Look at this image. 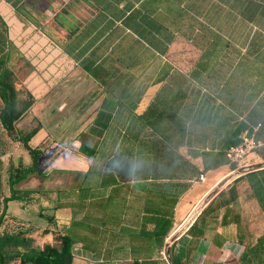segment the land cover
<instances>
[{
	"label": "crops",
	"instance_id": "obj_1",
	"mask_svg": "<svg viewBox=\"0 0 264 264\" xmlns=\"http://www.w3.org/2000/svg\"><path fill=\"white\" fill-rule=\"evenodd\" d=\"M146 1L0 0L10 41L0 64L11 47L24 52L10 37L13 31L19 39L32 35L25 44L30 56L24 53L34 66L47 55L48 67L67 72L51 77L54 86L45 88L43 77L31 81L38 101L27 116L42 125L32 144L49 134L36 113L44 101L48 116L57 110L62 117L82 116L79 126L64 129L66 142L52 160L53 169L77 174L80 181L68 184L61 177L56 187L69 188L63 205L56 207V198L45 208L70 222L77 238L72 264H168L166 243L211 189L240 167L264 163V144L243 166L226 156L243 131L259 122L256 137L264 143V114L257 112L263 91L247 86L257 79L236 74L223 86L218 75L229 66L221 62L202 84L196 77L201 49L194 47L181 68L171 61L175 43H168L166 29L162 34L161 27L141 23ZM40 16L48 24L47 40L40 35H46ZM205 94L210 109L202 104ZM250 97L255 102L248 106ZM16 161L18 166L21 159ZM7 181L3 196L28 194ZM169 250L179 264H264V168L228 181Z\"/></svg>",
	"mask_w": 264,
	"mask_h": 264
},
{
	"label": "trees",
	"instance_id": "obj_2",
	"mask_svg": "<svg viewBox=\"0 0 264 264\" xmlns=\"http://www.w3.org/2000/svg\"><path fill=\"white\" fill-rule=\"evenodd\" d=\"M146 2L147 5L141 4V8H146V16L141 19L142 24L145 23L157 31L161 27L162 34L166 29L168 43L180 33L194 47L201 49L197 61L200 68L196 77H199L202 84L207 85V76L214 71L216 65L226 62L229 72L218 75L223 86L227 83V78L236 74L256 78L255 83H248L247 86L252 87L253 90L257 88L258 94L263 91V100L257 101L259 104L257 112L264 113V0H147ZM187 18L191 21L189 30L186 31L182 30V24ZM0 24L6 31V24L1 15ZM42 30L46 33V28L43 27ZM140 30L141 26L138 25L137 34ZM46 34L48 36V33ZM9 55L7 60L0 64L2 101L0 126L12 140L22 144L30 159L27 165L21 161L18 166L9 169L8 183L13 188L31 173L43 175L39 168V159L44 155L46 147L32 144L34 136L42 128L41 124L28 131L18 126L19 122L31 112L38 99L30 89L19 84L18 77L9 65ZM231 66L233 68L230 71ZM254 100V97H250L247 100L248 106L255 102ZM202 104L206 109L213 107L208 94H205ZM1 151L5 153V150ZM66 191H69V188H56V207L63 205L66 197L63 192ZM17 199L14 193L1 199L0 264H72V248L77 238L68 230L70 222L57 219L55 214L40 212V215L54 226L56 230L53 233L57 237L38 246L33 244V238L28 234L31 228L19 227L16 230L4 228L8 203ZM50 232L49 227L44 229L45 234ZM174 263L179 264L175 261Z\"/></svg>",
	"mask_w": 264,
	"mask_h": 264
},
{
	"label": "rangeland",
	"instance_id": "obj_3",
	"mask_svg": "<svg viewBox=\"0 0 264 264\" xmlns=\"http://www.w3.org/2000/svg\"><path fill=\"white\" fill-rule=\"evenodd\" d=\"M39 7L43 8L44 6L43 4H40ZM34 16L35 15H33L32 17ZM37 20L39 24L44 25L45 28L48 25L46 20L41 18V16ZM190 21L191 20L189 18L185 20V22L182 24V30H189ZM9 35L10 37H12V39H14V41H16V43H18V45L24 50V52L30 56V53L27 52V48H25V44L26 40L31 39L30 37L32 35H29L24 39H19V35H16L13 31H9ZM40 35L44 40H47V34L43 35L40 32ZM9 42L10 41L8 39V36L5 34V29H3L0 24V53L5 50V48H7ZM174 43L175 49L172 52L168 53V57L171 61L175 62L181 68L183 67V65L188 63V61H191L190 53L192 49H194V46L191 42H188L184 37H182L180 33H177V38L174 39ZM45 46H48L47 42ZM24 52L17 48L11 47V59L9 60V65L18 77L19 84L21 86H25L30 89L29 87H31V81H36V78L43 77L45 82L44 87L46 88L53 85L49 84V80L51 79V77L52 79L55 76L56 78H62L67 74L64 69H61V71L60 69H58L59 71L57 70V72L53 71V67H48L50 63L48 62V60L46 61L47 55L45 57H41L40 66H38V64L34 66L30 62V59L25 56ZM4 57L5 55L2 56V59ZM179 74L180 73L177 72L174 74V76H179ZM174 79L178 80L176 77ZM36 93L38 95V91ZM61 100H63L62 96H60V98L56 101L57 104L55 106L59 107V102ZM47 105V101H44L43 104L39 106V109L36 110V113L40 116L43 125L47 127V132L49 133L47 134L45 141H43L42 143H38L35 141L36 143L46 147L44 155L39 159V168L42 170L43 175H40L38 173H31L23 181L14 185L16 188L28 189L29 191L28 194L26 193V191L23 194H21V191L17 192L18 199L17 201L13 200L9 203V205L11 206V211L10 213L6 214L3 224L4 228L7 230H16L20 226L31 228L32 230H30L28 234L33 238V244L37 246L41 245L45 241H51L55 239V237H57L54 234L56 230L54 226L50 225L48 220L40 215V212L43 210L47 211V209L45 208L49 209L53 206L52 201L57 198L56 186L61 185V177H64V175L67 176V174L62 170L53 169L54 163L52 161L57 152L61 149L63 142H66V137H64V129L79 126L82 119V116H59L60 113L58 112V110L55 113H52V116L43 114V112L47 109ZM1 107L2 101L0 98V108ZM260 121L263 122L262 119H260ZM56 122H60V124L56 126ZM35 124V117L26 116L22 121L19 122V127L23 130L28 131L30 128L35 126ZM262 127L263 124L261 125V129ZM1 150H5V153ZM19 158L24 165H27L30 161L29 155L23 148L22 144L20 142H14L13 140H11V138L0 126V203L3 197L2 194H4L5 180L9 175V169L17 165L16 159ZM67 177L68 184H77L80 181V176L74 173L68 174ZM7 184V187L9 186L10 188V184L8 183V181ZM31 187L34 189L33 192H30ZM8 192L9 191L7 190V193ZM47 227L51 229V232L45 234L44 229H46ZM73 230L74 233H80L77 227H74Z\"/></svg>",
	"mask_w": 264,
	"mask_h": 264
},
{
	"label": "water",
	"instance_id": "obj_4",
	"mask_svg": "<svg viewBox=\"0 0 264 264\" xmlns=\"http://www.w3.org/2000/svg\"><path fill=\"white\" fill-rule=\"evenodd\" d=\"M259 168H264V163L254 164V165H246V166L240 167L239 169L235 170L233 173L229 174L224 179H222L221 181H219L213 187V189H211V191L202 199V201L198 205H196V207L191 212V214L186 219V221L182 224V226L170 237V239L166 243L165 251H164V256H165V259H166V261H167L168 264H175L172 261V259L170 257V254H169L170 253V250H169L170 249V246L175 242V240L179 236H181L185 232V230L190 225L191 221L193 220V218L195 217V215L198 213V211L202 208V206L210 198H212L223 186H225L226 183H228V181H230L231 179H233V178H235L237 176H240L242 174H245L247 172H250V171H253V170L259 169Z\"/></svg>",
	"mask_w": 264,
	"mask_h": 264
},
{
	"label": "built area",
	"instance_id": "obj_5",
	"mask_svg": "<svg viewBox=\"0 0 264 264\" xmlns=\"http://www.w3.org/2000/svg\"><path fill=\"white\" fill-rule=\"evenodd\" d=\"M261 125L262 123L259 122L253 127L244 130L241 135V141L227 149L226 156L230 164L236 166L246 165L248 154L263 146L264 143L256 137ZM204 178V175H200L201 180H204Z\"/></svg>",
	"mask_w": 264,
	"mask_h": 264
}]
</instances>
